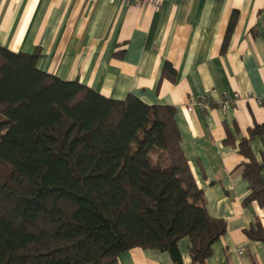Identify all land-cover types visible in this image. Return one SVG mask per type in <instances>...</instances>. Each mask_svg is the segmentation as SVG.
Wrapping results in <instances>:
<instances>
[{"label":"trees","instance_id":"trees-1","mask_svg":"<svg viewBox=\"0 0 264 264\" xmlns=\"http://www.w3.org/2000/svg\"><path fill=\"white\" fill-rule=\"evenodd\" d=\"M231 13L222 49L233 28ZM39 54L0 45V264H114L139 247L204 264L226 231L211 217L180 148L170 105L105 97L37 67ZM238 143L243 204L264 205L249 140ZM264 241V230H245Z\"/></svg>","mask_w":264,"mask_h":264},{"label":"crops","instance_id":"crops-1","mask_svg":"<svg viewBox=\"0 0 264 264\" xmlns=\"http://www.w3.org/2000/svg\"><path fill=\"white\" fill-rule=\"evenodd\" d=\"M236 11L225 49L231 13ZM0 45L37 52V67L111 99L170 105L180 148L211 217L226 223L204 264H264V205L243 204L248 182L238 143L264 124V0H0ZM191 106V111L188 107ZM264 161V133L249 140ZM264 180V165L260 170ZM188 238L177 242L192 264ZM114 264H173L135 247Z\"/></svg>","mask_w":264,"mask_h":264},{"label":"built area","instance_id":"built-area-1","mask_svg":"<svg viewBox=\"0 0 264 264\" xmlns=\"http://www.w3.org/2000/svg\"><path fill=\"white\" fill-rule=\"evenodd\" d=\"M127 2H132V3H141V2H146L149 6L152 8H157L159 7L165 0H125ZM172 1H180V0H172ZM191 106L188 107V111H191Z\"/></svg>","mask_w":264,"mask_h":264}]
</instances>
